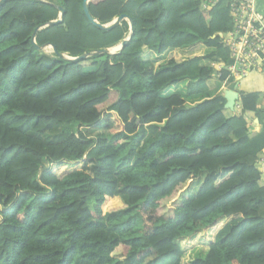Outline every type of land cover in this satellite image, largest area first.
<instances>
[{
	"label": "trees",
	"instance_id": "trees-1",
	"mask_svg": "<svg viewBox=\"0 0 264 264\" xmlns=\"http://www.w3.org/2000/svg\"><path fill=\"white\" fill-rule=\"evenodd\" d=\"M87 8L126 19L101 28L82 0L0 2V264H264L259 93L228 115L208 95L232 78L227 0Z\"/></svg>",
	"mask_w": 264,
	"mask_h": 264
},
{
	"label": "built area",
	"instance_id": "built-area-1",
	"mask_svg": "<svg viewBox=\"0 0 264 264\" xmlns=\"http://www.w3.org/2000/svg\"><path fill=\"white\" fill-rule=\"evenodd\" d=\"M208 9L218 0H199ZM233 20V29L223 36V44L229 51L231 63L226 66L229 77L236 82L249 72L264 65V18L256 8L255 0H227ZM222 64H218V69ZM258 157L257 166L264 185V151Z\"/></svg>",
	"mask_w": 264,
	"mask_h": 264
},
{
	"label": "crops",
	"instance_id": "crops-1",
	"mask_svg": "<svg viewBox=\"0 0 264 264\" xmlns=\"http://www.w3.org/2000/svg\"><path fill=\"white\" fill-rule=\"evenodd\" d=\"M255 2H256L257 10L262 14L264 18V0H255ZM259 70L258 71L254 70L249 72L247 75L239 79L237 82L233 78H231V80L230 79L226 80L220 83L219 85L214 83V85L212 86L213 88H211L213 89L212 91H214L212 96L216 94H222L224 96L225 92L230 89L237 91L239 98L236 100L235 108L232 110L234 111L235 109L237 110V106L239 104L240 92H258L259 93L258 103L260 108H263L264 107V75H263L264 65H263V71H259ZM174 88H177V86L172 87L171 89ZM255 119L256 118H254L251 115L249 122L250 125L253 126V131L257 132L260 129V124L259 122L257 123Z\"/></svg>",
	"mask_w": 264,
	"mask_h": 264
},
{
	"label": "water",
	"instance_id": "water-1",
	"mask_svg": "<svg viewBox=\"0 0 264 264\" xmlns=\"http://www.w3.org/2000/svg\"><path fill=\"white\" fill-rule=\"evenodd\" d=\"M1 1H4V0H0ZM90 0H82V8H83V11L85 13V15L87 16V18L94 22L95 24H97L99 27L101 28H104V29H109L111 28L113 25H115L116 23H119L121 20L123 19H126V16L124 15H120L119 17L115 18L112 22L108 23V24H105V25H102V24H99L97 23L95 20H93V18L89 15V12H88V8H87V3L89 2ZM58 10H59V16L57 19L55 20H52V21H49L48 24H54V23H58V22H61L62 21V18H63V13H64V10L62 7H58ZM129 24H130V30L132 29V23L131 21L129 20ZM41 28V26H37L33 32V35H32V43L33 45L37 48V49H41V47L37 46L35 44V40H34V37H35V34L37 32V30ZM129 37L124 39L123 41H121L120 43V47L118 48V50H120L125 44L126 42L128 41ZM51 47V46H50ZM52 48V51L54 53H57L58 56L62 57L63 54L62 53H58L57 50L54 48V47H51ZM99 52H102V53H106V52H110L108 48H103L102 50H100ZM93 53H86V54H82L81 56H78V57H73L71 58V60H76V59H79V58H84L88 55H91ZM224 98L226 99V102H225V105L224 107L225 108H228L229 110H233L235 108V103H236V100L239 98V95H238V92L235 91V90H227L225 92V95H224ZM255 121L258 123V119L256 118Z\"/></svg>",
	"mask_w": 264,
	"mask_h": 264
},
{
	"label": "rangeland",
	"instance_id": "rangeland-1",
	"mask_svg": "<svg viewBox=\"0 0 264 264\" xmlns=\"http://www.w3.org/2000/svg\"><path fill=\"white\" fill-rule=\"evenodd\" d=\"M120 47V43L119 44H117V45H115V46H113V47H111L109 50L111 51V52H115L116 50H118V48ZM196 48V47H195ZM44 51L46 52V53H48V54H50L51 52H52V50H51V48L48 46V47H45L44 48ZM181 53V52H180ZM197 53H199V51L197 50ZM185 54H188V53H185ZM184 54V55H185ZM170 55V53L168 54V56ZM172 55H174L173 53L171 54V56ZM183 55V54H182ZM261 64V66H259L260 67V70L259 71H263V64H262V62H261V60H258L257 61V65H260ZM213 65L216 67V69H218V64H216V63H213ZM255 70L256 71H258L257 70V68H255ZM263 75H264V71H263ZM188 83H189V80H185V81H182V82H180V84L179 85H177V88H174V90H176V89H179L180 90V92H184L185 90H186V88H187V85H188ZM214 93V91H210V93L208 92V95H212ZM201 99V98H200ZM225 114H230L231 113V111L232 110H229L228 108H225ZM263 111H264V107H263ZM101 132H102V130H100V129H98V130H94V131H92V132H90V133H88L90 136H96V135H99V134H101ZM44 138V140H45V137H43ZM263 153L262 152H260L258 155H262ZM200 181H201V179H198L197 180V182L198 183H193L192 185H190V192L191 193H194V192H196L195 190H196V188L198 187V185H199V183H200ZM92 204V203H91ZM207 235H208V231H206L203 235H196V238L198 239L197 241H200V242H197V244L194 246V248H191V249H189L188 251H187V254L185 255V257H184V260H188V259H192L193 257H195V256H200L202 253H203V251H204V249H205V246H204V242L207 240ZM192 239H187L186 240V243H190V244H192Z\"/></svg>",
	"mask_w": 264,
	"mask_h": 264
},
{
	"label": "clouds",
	"instance_id": "clouds-1",
	"mask_svg": "<svg viewBox=\"0 0 264 264\" xmlns=\"http://www.w3.org/2000/svg\"><path fill=\"white\" fill-rule=\"evenodd\" d=\"M109 210H111V205H109L105 211H109Z\"/></svg>",
	"mask_w": 264,
	"mask_h": 264
}]
</instances>
